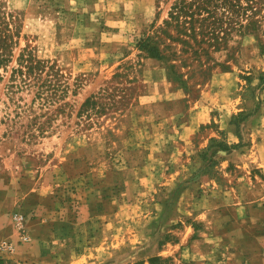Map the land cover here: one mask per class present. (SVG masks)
<instances>
[{
	"label": "rangeland",
	"instance_id": "374dc122",
	"mask_svg": "<svg viewBox=\"0 0 264 264\" xmlns=\"http://www.w3.org/2000/svg\"><path fill=\"white\" fill-rule=\"evenodd\" d=\"M184 1L0 0V264H264V0Z\"/></svg>",
	"mask_w": 264,
	"mask_h": 264
},
{
	"label": "trees",
	"instance_id": "16d2710c",
	"mask_svg": "<svg viewBox=\"0 0 264 264\" xmlns=\"http://www.w3.org/2000/svg\"><path fill=\"white\" fill-rule=\"evenodd\" d=\"M181 3H185V1L180 0L179 4H181ZM177 8L178 7L176 5H174L173 7H171V11L177 10V12H181L185 8V5L181 6L178 9ZM170 16H172L171 12H170ZM137 48L139 50L146 52L148 57H150V58L157 59V60L161 58L159 48L157 47V45H155L151 41V39L149 37H145L144 39H140L139 42L137 43ZM23 59H24V57L22 56L21 60L23 61ZM6 62H7L6 54L4 53V50H2V51H0V65H3ZM32 71H33V67L31 65H28L27 73H31ZM17 73L22 74V70L20 68H18ZM258 80H259V85L257 87L260 88L262 83L264 82V76L260 75ZM148 262L150 264H162V259L159 256H154V257H150L148 259Z\"/></svg>",
	"mask_w": 264,
	"mask_h": 264
},
{
	"label": "crops",
	"instance_id": "0c3cea01",
	"mask_svg": "<svg viewBox=\"0 0 264 264\" xmlns=\"http://www.w3.org/2000/svg\"><path fill=\"white\" fill-rule=\"evenodd\" d=\"M261 171L264 174V169L261 170ZM48 222H49L48 219L43 220V219L39 218V219H35L34 220V223H33L34 228H33V230H30V232L33 233L34 238L36 237L35 240L37 242H39V244H42V241H47V237L44 238L43 234L47 232V227L49 225ZM45 230H46V232H45ZM35 233H36V236H35ZM0 236L1 237H4V236L6 237V236H8V233L6 232V230H4V231L0 232ZM47 236H48V234H47ZM43 245H44V242H43Z\"/></svg>",
	"mask_w": 264,
	"mask_h": 264
},
{
	"label": "built area",
	"instance_id": "2783aa9c",
	"mask_svg": "<svg viewBox=\"0 0 264 264\" xmlns=\"http://www.w3.org/2000/svg\"><path fill=\"white\" fill-rule=\"evenodd\" d=\"M10 250H12L11 245H8L7 243H0V251L9 252Z\"/></svg>",
	"mask_w": 264,
	"mask_h": 264
}]
</instances>
